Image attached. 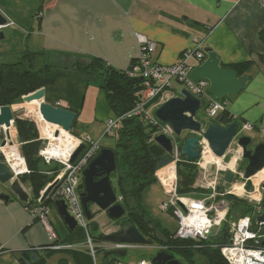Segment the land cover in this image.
Instances as JSON below:
<instances>
[{
  "label": "crops",
  "instance_id": "1",
  "mask_svg": "<svg viewBox=\"0 0 264 264\" xmlns=\"http://www.w3.org/2000/svg\"><path fill=\"white\" fill-rule=\"evenodd\" d=\"M0 4L5 11L0 12L13 22L5 28L15 31L17 24L12 13L5 10L9 4L4 1ZM34 9L29 10L30 30L20 28L26 37L16 55L22 56L25 51L41 53L36 57V66L48 61L65 62L74 55L98 57L124 71L139 55L137 34L156 43L152 60L162 65L173 64L183 51L193 49V39L203 43V51L209 48L217 53L222 67L251 62L244 75H238L248 77L246 88L226 98L224 103L237 122L252 124L249 135L257 139V143H264L262 0H40ZM191 64L199 65L194 60ZM85 92L86 87L76 81L60 78L45 88L44 98L51 104L62 102L78 118ZM14 105H11L13 111ZM94 112L90 129L79 134L72 131L79 137L89 134L93 140L101 142L111 138L110 146H114L113 137H102L106 120L114 117L102 90L96 98ZM38 115L36 111L35 116ZM79 124V128H83L81 122ZM9 130L13 141L18 142L14 123ZM68 136L73 141L69 133ZM58 237L56 231L50 234L33 218L30 208L14 195L10 194L7 201L0 199V264H18L17 253L30 249L42 254L45 264L50 256L45 248L59 240ZM72 258L77 264H87L73 255ZM58 264H68V261L60 258Z\"/></svg>",
  "mask_w": 264,
  "mask_h": 264
},
{
  "label": "trees",
  "instance_id": "2",
  "mask_svg": "<svg viewBox=\"0 0 264 264\" xmlns=\"http://www.w3.org/2000/svg\"><path fill=\"white\" fill-rule=\"evenodd\" d=\"M38 14L36 13V15ZM39 54L41 53L25 51L19 61L0 65V106L16 104L22 96L39 88L52 86L60 78H70L84 87L96 84L102 90L106 103L114 116L122 117L117 124V128L108 135L115 139L114 146L109 147L114 151L116 160V169L110 175V178L112 176L115 178L116 188L113 185L112 187L116 196L121 197L119 204L125 210L122 217L114 220L119 227L135 226L139 233L148 240V245L162 246L166 252L173 255V258L181 259L187 264H194L195 254L203 256L207 264H228L222 256L220 248L230 242V222L249 216L252 217L251 230L256 234L258 240V243L254 246L264 249V224H258L255 220L259 213H264V191L258 203H251L246 198L221 192L222 194L216 196L215 200L222 199L226 201L228 210L225 219L218 226L217 232L215 234L210 233L205 239L199 241L175 238V230H168L159 220L153 218L142 202L145 189L157 182L155 172L173 160L172 155H168L154 142V135L159 130L158 125L145 124L137 116L127 115L138 101L135 93L142 87V80L128 76L126 70L116 69L98 57L87 58L73 55L70 57L68 65L48 61L36 66L35 61ZM262 61L264 60L262 59ZM250 64L251 62H245L231 67H223L231 68L238 75L243 76L246 67ZM224 100L225 98L219 101ZM77 122L76 117L72 127L76 126ZM211 122L226 127L237 121L232 113L225 108L218 112ZM239 123L241 125L242 122ZM14 125L20 145L19 150L27 167V172L18 178L21 183H27L30 188V198L23 204L28 208L44 205L55 211V199L48 196L42 203H39L38 199L41 191L58 175L62 166L57 162L50 161L46 163L39 155L42 139L33 120L15 116ZM38 128L42 135V124ZM183 140H178L179 147L183 144ZM103 147L101 146L100 149ZM0 160H2L1 155ZM197 161L190 162L179 153L176 173L180 195L210 193L209 189H202L194 185L198 173ZM235 179H239V177L237 176ZM245 188L247 191L253 189L249 180H245ZM262 188L264 190V182ZM82 190V176H80L78 191ZM90 207L91 204H88V208ZM57 226L55 228L59 240L54 241L51 246L77 245L86 241V231L82 227L76 226L69 229L62 221H59ZM88 235L94 242H103L92 230L90 224ZM57 250L67 251L73 257L83 260L84 263L93 264L87 251L70 248L53 250L50 247L45 248V252L49 255ZM96 252L103 253L102 263L109 262L113 264V259L110 258L111 252L99 248ZM16 258L18 264L44 263V256L35 249L20 251L17 253Z\"/></svg>",
  "mask_w": 264,
  "mask_h": 264
},
{
  "label": "built area",
  "instance_id": "3",
  "mask_svg": "<svg viewBox=\"0 0 264 264\" xmlns=\"http://www.w3.org/2000/svg\"><path fill=\"white\" fill-rule=\"evenodd\" d=\"M264 3V0H262ZM7 19V18H6ZM13 22L7 19L5 25H0V30L6 26L12 25ZM136 39L139 45V55L135 62L130 68L126 70V73L130 77L140 78L142 80V87L136 91L135 96L138 101L135 103L133 109L127 114L132 116H137L143 123L149 125H158L159 130L155 134L164 133L166 134L172 142L173 150L172 157L173 160L166 166L158 169L155 172V177L157 182L161 185L165 194L167 195V200L163 201L159 205V209L162 212H168L177 220V227L175 228L174 237L183 240H193L199 241L205 239L208 234L211 233L213 227H218L220 223L225 219V215L228 210V203L222 199L216 201V196L221 195V192L225 194L235 195L237 197H242L246 192L249 191L245 188V179L243 175L238 173L237 170H231L229 167H224L216 169V173H210L207 171L206 166L203 167L199 164V160L203 157V152L206 148L209 149L206 140L200 138L199 146L201 150L200 158L197 163L201 168V178L197 179L196 187L202 189H209L210 193L202 194L198 198H192L189 195H180L178 193V178L176 173V163L178 161L180 148L177 143V139L174 137L173 132L165 125H162L154 116V111L160 104L165 102L170 97L177 95L178 93L173 92L175 89L173 82L180 83L182 88L187 89L190 93L196 96L198 99L206 103L205 114L207 118L215 117V115L225 109V103L214 99L208 92L209 82L205 79H199L193 81L189 77V73L194 67L191 61L194 60L198 64L202 63L206 59V54L203 51V43L197 39H193L195 47L193 49H188L183 51L178 59L171 65H162L152 60V54L155 52L156 43L149 40L142 34H137ZM54 106H62L60 101L54 102ZM67 108V107H65ZM122 117H111L106 120L105 127L102 133L103 136H108L116 128L118 122ZM253 125L244 122L240 125L236 137L233 142L237 141V138L241 135H248L247 133L242 134L243 131H252ZM154 135V136H155ZM40 136V135H39ZM73 140V145L66 154L65 157H52L47 152L46 147L39 150V155L44 159L46 163L52 160H56L57 163L61 164L62 168L58 175L54 178L58 180V183L50 192L49 196L52 199H61L66 204V209L69 215L73 217L77 226L82 227L86 231V241L83 244L77 245H54L50 246L52 249H62L70 248L87 251L91 256L93 263L96 264V250L92 244V239L88 235V226L90 222L86 219L82 204L80 201V195L78 191L79 177L82 174L84 168L88 163L97 155L101 147L100 140H93L89 134L79 136H71ZM5 138L3 129L0 130V142ZM41 139H47L45 137H40ZM10 142H6L8 146H15L18 151L19 156L23 160L24 170L22 172L16 173L11 166L10 160L5 156L0 145V155L2 157L1 161H4L10 168L13 176L17 179L20 175L27 172V167L25 160L14 144L11 137ZM83 142L85 144L84 149L79 154L78 158L73 162H69V157L75 148ZM232 144V142H231ZM230 144V146H231ZM230 146L228 150L230 149ZM227 150V152H228ZM227 169V170H226ZM163 170L161 174L159 171ZM231 171L234 178L237 176L239 179L230 182L229 186L226 188L220 186L219 181L224 180L222 176L219 175L218 171ZM211 177L207 180V177ZM240 183L243 191L238 194L234 189V184ZM251 194V193H250ZM260 194V193H259ZM248 196V195H247ZM252 197V196H251ZM261 195L256 202H259ZM121 201V197H117V202ZM39 202V199H38ZM32 216L45 227V229L52 234L53 227L49 219L50 209L44 205H37L30 208ZM260 214V213H259ZM258 214V215H259ZM252 217L244 216L238 218L237 220L231 221L229 225V233L231 235L230 242L220 248V252L228 264H264V249L256 248L254 245L258 243L256 234L251 230ZM253 242V243H251ZM106 248V251L112 252L117 250H127L134 248H143V245H134L127 243H110ZM157 251L164 250L162 246H155ZM113 257H115L113 255ZM113 264H124L120 258L112 260ZM137 264H152L150 259L142 260Z\"/></svg>",
  "mask_w": 264,
  "mask_h": 264
},
{
  "label": "water",
  "instance_id": "4",
  "mask_svg": "<svg viewBox=\"0 0 264 264\" xmlns=\"http://www.w3.org/2000/svg\"><path fill=\"white\" fill-rule=\"evenodd\" d=\"M7 23L6 17L0 12V25ZM4 38V33L0 30V39ZM206 59L199 65L194 66L189 73L193 81L205 79L209 82L208 94L216 100H221L228 96L237 95L247 86L248 77H239L237 72L231 68H224L220 64V58L211 49H204ZM45 88H39L27 95L22 96L24 102L30 103L38 101L37 109L40 117L47 123L58 126L65 132H70L72 124L77 114L65 107L54 106L45 101ZM206 103L187 89L182 88L177 95L167 99L159 105L154 111L155 118L162 124L170 128L176 139H184L180 146V154L192 162L200 158L201 150L199 146L200 138L206 140L211 153L217 157L225 156L231 142L236 137L240 127L239 122H233L228 126H220L215 122L204 123L197 119L199 111H205ZM11 105L0 106V128L4 131L5 138L0 142L4 146L10 141V126L14 123L15 116ZM242 124V123H241ZM182 133H188V136H182ZM59 132L56 131L55 135ZM254 137L241 135L237 138V146L241 149V157L247 162L243 178L250 180L259 170L264 167V143L253 142ZM154 142L160 146L168 155H172L171 139L164 133L154 136ZM85 144L81 142L69 157V162L73 163L84 149ZM116 169V160L114 151L109 147H103L97 155L88 163L82 171L83 190L79 193L82 208L86 219L91 222V227L96 230L98 224L94 221L95 217L104 212L109 219H119L125 214L121 204L117 202L116 193L111 184L110 175ZM234 175L227 171L224 175L226 182H232ZM58 183L54 179L46 185L40 193L39 203L49 196L50 192ZM0 186L5 188L8 193H0V199L7 201L10 194L14 195L20 202H27L28 192L23 188L19 179L13 176L9 166L0 160ZM88 204L97 208L92 212ZM54 207L63 224L69 228H75L76 222L67 212L66 204L61 199L54 201ZM258 224H264V213L256 216ZM101 241L115 243H127L134 245H148V240L142 236L133 225L122 226L110 233H100L98 235ZM114 259L124 257L126 250L112 251ZM113 259V258H112ZM152 264H182L179 260L173 258V255L165 250L157 251L150 259ZM102 264H110L104 262Z\"/></svg>",
  "mask_w": 264,
  "mask_h": 264
},
{
  "label": "rangeland",
  "instance_id": "5",
  "mask_svg": "<svg viewBox=\"0 0 264 264\" xmlns=\"http://www.w3.org/2000/svg\"><path fill=\"white\" fill-rule=\"evenodd\" d=\"M3 1L5 3L9 4V7H7V8L4 7V8H5V10L7 9L8 12L12 13L11 16L15 20L17 27H16L15 31L11 30L10 28H5L4 30L2 29L3 33L5 34L4 35L5 37L3 39H0V65L3 63H13V62H17L20 60L21 55H16L17 54L16 51H18L20 49V47L22 46L21 41H24L25 37H26V35L20 30V28H22L24 30L27 29L28 31L30 30V28H31V26H30L31 13H29V12L32 9L35 10L34 9L35 6H38V2H40V0H17V1H15V0H0V2H3ZM1 6L2 5L0 4V10H3L2 9L3 7L1 8ZM153 57H154V55H153ZM56 63L60 64V65H68L69 59H67L65 62H58L57 61ZM40 64H42V63H40ZM37 66H40V65H37ZM172 82H173V85L176 89L173 92H175V94H176V92L179 93V91L182 89V85L180 83H176L174 81H172ZM98 93H100V90L98 89V87L95 84H90L88 87H86L83 105H81V107H80L81 108L80 109V116L77 118L78 123L76 124V126H73L71 128L70 132H68L69 135L76 136L73 131H76L79 134V133H82L85 130L91 128V126H92L91 123L94 121V115H95L94 107L96 104V98L98 96ZM228 97H231V96H228ZM228 97H226V98H228ZM226 98H225V100H226ZM225 100L222 102L224 103ZM35 103H36V101L27 103V102H24L22 100V98H20L19 102L14 105V115L18 116V117H25V118H28V119L33 120L35 122L40 137L47 138V139L42 138L41 148H44L47 146L48 143L50 145V142H53L52 138H48V136H49L48 133H47L48 135L44 134L45 133L44 128L47 127V131H48L51 128V124L50 123L48 124L47 122H45L39 115L35 116V112L38 111V109L34 105ZM196 118L202 120L204 123H207L208 121L211 122V120L213 119V117L210 119L207 118L204 111H199ZM79 122H81V124L83 125V128H79L80 127ZM42 123H44V124L41 128L42 129V135H41L38 126ZM54 127L56 128V125ZM0 130H2V129L0 128ZM56 131H59V134H60L59 128H56L55 132ZM245 133L249 134L250 131H243L242 132V134H245ZM184 134L185 133H182V136H184ZM10 136L12 137L11 133H10ZM57 136H55V137H57ZM112 140L113 139H111V138L107 139L106 141L103 140L104 142L103 141L101 142V146L112 147V146H110L112 144ZM178 140L179 139H177V143L179 146ZM180 140H182V138ZM253 142L255 143L258 141H257V139L254 138ZM14 144H16L17 148L19 149V147H20L19 143L14 141ZM47 148H50V147L48 146ZM52 157H56V156H52ZM63 157H65V156L63 155ZM203 158H204V153H203ZM220 159L214 160L217 164L216 163L205 164L207 171H209L210 173H213V175H214L216 173L215 170L218 169L219 166H222L220 168L229 167V169L233 170L234 164L236 162L235 169L237 170L238 173L243 175L244 168H245L247 162L242 159L241 149H240V147L237 146L236 142L232 141L230 149L228 150V152H226L225 156L220 158ZM51 162H57V161L52 160ZM198 162H199V164H201V163L204 164V161H202V159H200ZM229 162H233V163L229 164ZM197 169H198V173L196 176V181H197V179L201 178V173H200L201 168L198 166V164H197ZM218 173L220 176H222V178H224V175H225L224 171L219 170ZM259 177L263 178L262 176H259ZM259 177H258V179H259ZM210 179H211L210 176L207 177V180H210ZM53 180H51L49 183H51ZM196 181H195V183H196ZM232 181L234 182L235 178H233ZM253 182L254 181L250 178L249 183L253 186V189L251 191H249V194H248V192L245 191V193L242 197L246 198L251 203H256L255 199H257V197H256L257 193H258V195H261V196L263 195L264 190L262 188V183L264 182V179L262 182L260 180L261 183L257 188L255 187ZM111 183L114 186V188H116L115 178L113 176L111 177ZM219 183H220V186H224L226 188L230 184V183L224 181L223 179L220 180ZM21 185L28 192V194L30 196V192H29L30 190L28 188L27 183H24V184L21 183ZM194 185H196V184H194ZM1 190L5 191V192L7 191L5 188L0 186V191ZM201 195H202L201 193H190L189 194V196L192 198H198ZM167 198L168 197L165 194L164 190L162 189L161 185L158 182H155V183L149 185L145 189V191L143 193V197H142V202H143L145 208L148 210L149 214L153 218H155L156 220H159L161 222V224L164 227H166L168 230L173 231L177 227V220L172 215H170L168 212H162L159 209V205L163 201L167 200ZM90 210L92 212H96L97 208L95 206H92V207H90ZM49 218H50V221H51V224L53 227L52 232H55L56 231L55 226L58 227L57 223L61 220L58 217V215H56V212L54 210H51V212L49 213ZM94 221L98 224L97 229L94 230L96 235H98L100 233H105V234L110 233V232H113L119 228V226L116 224V222H114V219L107 218V216L104 212L98 214L95 217ZM90 224H91V222H90ZM217 230H218V227H213L211 229V233L215 234V232H217ZM92 242H93L92 244L94 245L96 251H97V248L106 251V248L109 245V243L105 242V241H103V242L92 241ZM156 252H157V250H156L155 246L147 245L143 248L127 249L126 255L124 257H121L120 259H122L121 261H123L124 264H136L137 262L139 263L142 260L151 259ZM103 257H104L103 253L96 252V264H102ZM60 258H66L68 261V264H77L75 262V260L72 258V255L71 254L69 255L68 252H64V251H57V252H53L52 254H50V256L46 260L45 264H58V260ZM110 258H114L113 255L110 254ZM177 260H179L182 264H187L185 261H183L181 259H177ZM193 261H194V264H207L204 257L199 255V254L194 255ZM92 263H93V260H92Z\"/></svg>",
  "mask_w": 264,
  "mask_h": 264
},
{
  "label": "bare ground",
  "instance_id": "6",
  "mask_svg": "<svg viewBox=\"0 0 264 264\" xmlns=\"http://www.w3.org/2000/svg\"><path fill=\"white\" fill-rule=\"evenodd\" d=\"M54 126L55 125L51 124V128L48 130L49 132L47 131V127L44 128V130H45L44 134L45 135L49 134L48 138H52V141L54 142V143L50 142V145H48L50 148H47L46 152L50 156H56V157H63V155L66 156V154L68 153V151L70 150V148L73 145V141H71V138L68 136V133L63 131V130L61 131V129L58 126H56V128L60 129V134L58 136L55 135L54 132H55L56 128ZM54 135L57 137H55ZM2 150L4 151L5 156L10 160L11 166L13 167L14 171L16 173L23 171V169H24L23 160H22L21 156H19L18 152L16 151L15 146L6 145V146L2 147ZM203 153H204V158L202 157V161H204V164L201 163V165L203 167H205L206 166L205 164H207V163H216L214 160L220 159V158L215 157L211 153L210 149H208V148H206ZM235 164H236V162H235ZM219 167H222V166H219ZM162 172H163V170L159 171V174H161ZM259 176H262L263 178H260ZM258 177H259V179H258ZM251 179L254 181L253 183H254L255 187L257 188L264 179V167L261 170H259L255 175H253L251 177ZM260 180H261V182H260ZM233 186H234V189L236 190V192L238 194L242 193L243 188H242L240 183H236ZM256 197H257V199L259 198L258 193H257Z\"/></svg>",
  "mask_w": 264,
  "mask_h": 264
},
{
  "label": "flooded vegetation",
  "instance_id": "7",
  "mask_svg": "<svg viewBox=\"0 0 264 264\" xmlns=\"http://www.w3.org/2000/svg\"><path fill=\"white\" fill-rule=\"evenodd\" d=\"M187 134H188V133H185L184 136H187ZM230 163H233V162H229V164H230ZM234 166H235V165H234ZM91 207H92V205H91ZM105 214H106V213H105ZM119 228H120V227H119ZM119 228H118V229H119Z\"/></svg>",
  "mask_w": 264,
  "mask_h": 264
}]
</instances>
